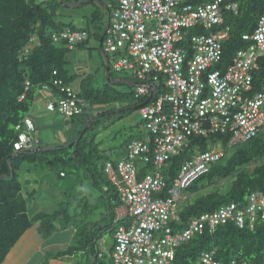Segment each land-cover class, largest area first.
Listing matches in <instances>:
<instances>
[{"label": "built area", "instance_id": "obj_1", "mask_svg": "<svg viewBox=\"0 0 264 264\" xmlns=\"http://www.w3.org/2000/svg\"><path fill=\"white\" fill-rule=\"evenodd\" d=\"M194 1L116 0L109 15L103 52L115 72L132 74L137 97L151 98L141 114L152 136L131 142L124 158L104 166L121 201L115 209L113 264H171L176 249L197 235L228 223L253 230L264 222V196L253 193L246 204L223 206L179 227L177 204L188 200L183 191L225 155L217 148L185 160L166 190L163 173L173 157L187 150L191 136L228 135L227 146L233 148L264 129V84L257 92L253 88V72L264 54V11L255 30L242 36L246 47L221 70L224 37L216 30L227 13L239 14L242 0ZM88 38L86 31L71 28L53 36L55 43L67 41L70 48ZM61 92L59 98L49 87L39 92L47 95L48 111L72 118L89 108L72 88L62 87ZM16 129L17 152L38 148L32 118ZM148 167L152 173L146 172ZM199 264L223 263L213 249L202 253Z\"/></svg>", "mask_w": 264, "mask_h": 264}, {"label": "trees", "instance_id": "obj_2", "mask_svg": "<svg viewBox=\"0 0 264 264\" xmlns=\"http://www.w3.org/2000/svg\"><path fill=\"white\" fill-rule=\"evenodd\" d=\"M211 1L213 0H196L193 3ZM77 2L79 0H0V264L6 262L11 251L28 231L36 229L42 239L49 242L51 241L49 239L59 231L58 224L61 222L64 228L69 227L70 223L74 224L71 230H75L73 237L75 245L57 253L49 252L46 259L79 255L82 257L78 264H105L104 254L98 250V242L105 233L111 231L110 225L106 224L107 221L113 224L114 229L111 233L114 240L115 209L121 201L107 177L101 178L102 184L99 181L100 176L105 175L106 162H114V160L105 156V162L99 170L98 163L103 158V151L100 150L101 142H95L96 134L90 135V130L102 118L115 112H118L122 118L129 115L134 106V109L141 111L143 107L140 108V106L149 98L137 97L135 78L126 72L120 73L131 76V82L128 84L133 87L129 94L135 100L133 106L118 107L119 98L122 99L128 93L115 90L110 83L102 87H91V77H85L80 81L79 91L74 89L73 83L80 75L69 70L68 55L72 50L87 47L91 34L87 28H78L72 22L65 23L60 20L58 12L61 5L77 4ZM115 5L116 0L111 10L109 8L110 12ZM263 11L264 0H242L238 15L230 13L225 15V24L216 30L224 37V54L219 66L221 70H225L232 63L236 53L246 47L247 44L242 36L255 30ZM99 19V12L92 13V22L96 26ZM65 28L86 31L89 38L73 48H70L67 41L55 43L53 36L60 34ZM202 34L208 35L209 31H202ZM95 36L101 43L103 35L96 33ZM102 48L103 43H101ZM105 56L108 62L107 67H110L108 72L110 78V71L113 70L111 58L109 55L105 54ZM55 81L61 82V85L56 86ZM124 83L127 84V81ZM263 84L264 54L258 60V69L253 72L254 92L261 90ZM44 87H49L56 98L63 95L62 87H70L86 100L89 108L82 115L69 119L73 136L64 146L44 145L38 138L40 144L37 149L17 152L14 145L20 131L16 128L22 125L26 117L32 118L33 106ZM21 97L24 98L21 99ZM44 106L47 109L46 105ZM32 120L37 132L39 126L34 118ZM142 124V132L125 141L120 152L116 153L120 159L125 157L131 142L152 139L143 118ZM86 125L88 127L84 133ZM228 141L229 136L224 134L207 137L191 136L187 150L169 161V167L163 173L168 187L166 190L173 186L175 177L185 160L193 158L197 152L218 149L219 145L224 146L226 150L235 148L231 156L226 159L225 152L218 162L211 165L207 174L196 180L186 190L193 195L212 188L230 177H236L230 189L226 192L211 190L194 202H189L183 210L178 212L181 220L180 228H185L191 220L205 213L214 212L223 206L232 203L246 204L253 193L264 196V129L255 138L236 147L228 148ZM54 162L63 168V171L59 173L61 179L68 178V174L75 177L82 168L87 170L93 185L102 192L103 203L100 208L104 211L103 214L100 213L101 217L98 221L86 219L75 221L77 215L69 213L72 200L67 191H61L54 196L59 200L57 209L51 212L32 213L29 202L36 193L35 190L31 193L23 192L24 188L19 178L20 171L25 164H33L35 169L50 170L47 167H52ZM45 165L49 166L44 167ZM145 170L149 173L153 172L152 167ZM164 193L167 194V191ZM66 200H69V203H66ZM86 212H92L88 205L86 210L80 213L82 218ZM114 245L115 240L113 252ZM213 249L217 250V260L223 264H229L234 260L247 264H261L264 261V222H257L253 230L248 227L240 229L235 223H228L218 226L212 233L206 231L202 235H197L176 249L171 264H199L202 253ZM84 257L86 260L83 259Z\"/></svg>", "mask_w": 264, "mask_h": 264}, {"label": "rangeland", "instance_id": "obj_3", "mask_svg": "<svg viewBox=\"0 0 264 264\" xmlns=\"http://www.w3.org/2000/svg\"><path fill=\"white\" fill-rule=\"evenodd\" d=\"M104 3L107 4L111 10L110 0H105ZM95 11L99 12L100 15V19L97 21V26L92 22V13ZM109 11L103 7L102 3L97 2L95 5L87 3V5L78 6V8L61 5L58 13L60 15V20L63 22L71 23L72 21H75L77 27L89 29L91 34L87 47L72 50L68 55V59L70 61L68 66L69 70L77 75H80L73 83L74 89L76 91L80 90V81L85 77H91V87L94 88L102 87L104 84L110 83L113 85L115 90L128 93L127 96H124L122 99L119 98L118 100L119 103L117 106L122 108L125 106H131L135 103V100H133V98L129 95L133 89V87L128 84V82H131V76L126 73H117L114 70H111V77H108L109 71L107 67V58L101 49L100 41L95 36L96 33L104 35L109 23ZM124 81H127V84L124 83ZM111 92L114 93L113 91ZM37 97L40 98L41 95L38 94ZM120 100L122 101L120 102ZM45 105H47V103H45ZM134 108L129 115L122 118H120V114L118 112H115L110 116H106L96 123L93 126V129L90 130V135L96 134L95 142H101L100 150L103 151V158L98 163L100 164L99 170H101L103 162H105V156L115 162L118 161L120 156H117L116 153L120 152L125 141L132 138V136L139 135V133L142 132V114L139 109ZM32 117L39 126L37 138H39L44 145L49 144L54 146H64L65 143L70 141L71 136H73V134H71V130L73 129L70 128V118H67L59 113L48 112L39 100H37L36 106L35 104L33 106ZM87 127L88 126L86 125L85 129ZM218 150L226 152L227 159L234 153L235 148L226 150L224 146L219 145ZM52 165L53 168L47 167L49 165L44 166L50 168V170L35 169L33 168V164H25L21 169L19 178L24 188L23 192L31 193L35 190L36 193V196L30 199V209L32 210L34 208V204L37 203L41 206V208L43 207V211L51 212V210L53 211L56 207L58 208L59 200H57L56 197L54 198V196L61 191H67L70 193L72 200L69 205V213L77 215V220L75 221L79 222L82 219L98 221L102 211L100 208L103 203L102 192L99 188L93 185L87 170L82 168L79 173L75 175V177L68 174V178L61 179L59 177V173L60 171H63V168L55 162ZM101 178L105 179L106 176H100L99 181L102 184L103 182ZM235 178L236 177H230L218 184L220 187L215 185L212 188H208L205 191L193 195L188 193L187 190L183 191V194L188 196L189 200L179 202L177 204V210L180 212L188 205L189 202H194L197 198L205 195L211 190L226 192L232 186ZM66 203H69V200H66ZM86 205H88L89 210L92 212H86L82 218L80 213H83L86 210ZM106 224L110 225L111 231L114 229L113 224L110 221H107ZM58 226L59 231L56 232L49 240L53 239L58 241L61 239L62 241H65V243H63L60 248H58V246L43 249L44 245L41 240L40 245L42 250L38 253V255H35V257L32 258L30 264H78L79 259L82 257L79 255L64 257L61 258V260L55 258L46 259L45 254L48 252H50V254L57 253L69 246L75 245V241L73 239L75 230H71L74 228V224L70 223L69 227L64 228L63 223L61 222ZM111 231L105 233V235L98 242V250L104 254L103 261L105 264H111L113 260L114 240ZM32 237H35V234H32ZM24 246V244L21 246V243H19L13 249V252L9 254L4 264H24L25 258L23 255L26 253ZM83 259L86 260V257Z\"/></svg>", "mask_w": 264, "mask_h": 264}, {"label": "crops", "instance_id": "obj_4", "mask_svg": "<svg viewBox=\"0 0 264 264\" xmlns=\"http://www.w3.org/2000/svg\"><path fill=\"white\" fill-rule=\"evenodd\" d=\"M105 0H79V2L76 3H70V4H65V6L67 7H72V8H78V6H84V5H87L88 4H91V5H95L97 2H100L102 3L103 7L108 9L109 11V6L107 4L104 3ZM114 1L115 0H110V7L112 8L114 6ZM86 2V3H85ZM77 5V6H74V5ZM110 13V11H109ZM74 20V19H73ZM72 23L74 24V26H76L75 24V21H72ZM77 27V26H76ZM78 28H84V27H78ZM47 95H41L40 98H37V100H39L41 103H42V106L45 107V100L47 99L46 98ZM36 100V102H37ZM36 102H35V106H36ZM32 116V115H31ZM33 118V117H32ZM105 191H107V189L105 188ZM63 198V197H62ZM60 199V198H59ZM54 205V204H53ZM52 205V206H53ZM43 208V207H42ZM41 208L40 205H38L37 203L34 204V208L32 209L33 210V214H37L39 213L40 211H43V209ZM101 214H103V211H101ZM100 214V215H101ZM101 217V216H100ZM32 234H35V237H32ZM41 240H42V244L44 245L43 249H47L48 247H62V244L65 243V241H62L61 239L56 241V240H51L49 242H46L44 239H42V237L40 236L39 232L36 230V229H32L30 231H28L22 238L21 240L18 242L21 243V246H23V244L25 245L24 246V249H25V254L23 255V257L25 258V261H24V264H30L31 261H32V258L35 257V255H38V253L42 250V247L40 245L41 243ZM17 244V245H18ZM16 245V246H17ZM15 246V247H16ZM44 251V250H43ZM13 252V250L11 251ZM49 253V252H48ZM47 253V254H48ZM102 253V252H101ZM45 254V256L47 255ZM61 260V259H60Z\"/></svg>", "mask_w": 264, "mask_h": 264}, {"label": "water", "instance_id": "obj_5", "mask_svg": "<svg viewBox=\"0 0 264 264\" xmlns=\"http://www.w3.org/2000/svg\"><path fill=\"white\" fill-rule=\"evenodd\" d=\"M74 6H76V4H75ZM105 34H106V31H105L104 35L101 37V43H103V41H104ZM102 51H103V48H102ZM109 70H110V67L108 66V71H109ZM150 100H151V98H149V99L147 100L146 103L142 104V105L140 106V108L144 107V106H145ZM86 131H87V128L84 130V133H85Z\"/></svg>", "mask_w": 264, "mask_h": 264}]
</instances>
